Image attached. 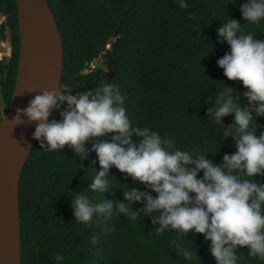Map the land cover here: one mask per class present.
<instances>
[{
	"label": "trees",
	"instance_id": "1",
	"mask_svg": "<svg viewBox=\"0 0 264 264\" xmlns=\"http://www.w3.org/2000/svg\"><path fill=\"white\" fill-rule=\"evenodd\" d=\"M48 2L62 35L63 90L76 92L114 83L125 97L124 107L134 125L150 127L190 152L218 149L207 155L214 163L235 151L232 137L222 135L232 115L222 117L217 125L207 109L225 86L232 87L233 96L246 105L240 81L228 80L216 64L228 51L226 43L217 41L216 29L228 18L241 22V33L264 39V18L256 23L243 20L239 10L243 0H186V8L179 7V0ZM0 13L5 15L0 40L8 31L11 44L10 55L0 59V100L6 112L19 55L15 0H0ZM63 107L52 111L49 119H60ZM255 120L259 135L264 117ZM99 168L94 151L80 161L67 145L46 151L35 142L19 179L20 264H215L209 242L201 234L184 236L170 229L158 233L159 225L152 223L156 214L141 213L134 221L116 215L113 208L108 220L103 213L87 224L73 220L71 198L76 192H88L93 170ZM106 179L107 191L90 194L95 202L115 205L123 200L127 186L145 190L114 167H109ZM254 179L264 182V176ZM131 207L142 208L143 202ZM177 245L196 255L185 260ZM58 254L62 260L55 259ZM237 254V264H264V259L248 257L246 247L238 248Z\"/></svg>",
	"mask_w": 264,
	"mask_h": 264
},
{
	"label": "clouds",
	"instance_id": "2",
	"mask_svg": "<svg viewBox=\"0 0 264 264\" xmlns=\"http://www.w3.org/2000/svg\"><path fill=\"white\" fill-rule=\"evenodd\" d=\"M178 4L187 7L186 0ZM239 10L243 20L256 23L264 18V0H243ZM240 28V21L228 18L216 29L217 41L228 45L216 64L228 80L240 81L246 98L242 106L233 96L234 89L225 86L207 109L217 125L224 116L233 118L222 135L232 137L235 151L223 154L220 163L207 158L218 149L190 152L175 147L172 138L150 127L134 125L124 107L125 97L114 83L76 92L42 90L26 107L15 110V124L21 122V116L37 122L31 135L40 149L59 151L67 145L80 161L89 151L95 152L100 168L93 170L88 192H76L71 198L73 220L87 224L99 213L108 220L113 208L116 215L134 221L141 213L156 214L152 223L159 225L155 228L158 233L170 229L184 236L201 234L209 242L215 264H237V250L245 247L248 257L264 259V182L254 179L264 176V130L256 134L255 120L264 117V39L254 38V33L243 34ZM61 105L60 119H49ZM87 144L91 147L86 148ZM109 167L139 182L145 190L127 186L123 200L115 205L112 201L95 202L90 194L108 190ZM140 202L143 207L133 210L131 205ZM177 249L188 261L195 253L179 245ZM55 259L63 256L58 254Z\"/></svg>",
	"mask_w": 264,
	"mask_h": 264
},
{
	"label": "water",
	"instance_id": "3",
	"mask_svg": "<svg viewBox=\"0 0 264 264\" xmlns=\"http://www.w3.org/2000/svg\"><path fill=\"white\" fill-rule=\"evenodd\" d=\"M15 3L18 64L8 108L0 119V264H20L19 179L36 142L31 133L37 122L21 116L15 124L12 117L42 90L61 88L64 58L62 35L48 0ZM14 252L16 261L11 259Z\"/></svg>",
	"mask_w": 264,
	"mask_h": 264
},
{
	"label": "rangeland",
	"instance_id": "4",
	"mask_svg": "<svg viewBox=\"0 0 264 264\" xmlns=\"http://www.w3.org/2000/svg\"><path fill=\"white\" fill-rule=\"evenodd\" d=\"M5 19V15L0 13V23ZM0 47L2 49H6L5 52L0 54V59L2 57H8L10 55L11 52V44H10V39H9V32L6 31L5 33V38L0 40ZM100 63V59L99 60H93L91 63V66H94L96 64ZM4 114V107H3V103L0 100V117H2V115Z\"/></svg>",
	"mask_w": 264,
	"mask_h": 264
},
{
	"label": "bare ground",
	"instance_id": "5",
	"mask_svg": "<svg viewBox=\"0 0 264 264\" xmlns=\"http://www.w3.org/2000/svg\"><path fill=\"white\" fill-rule=\"evenodd\" d=\"M5 51H6V49H2V48L0 47V54L3 53V52H5ZM14 256H15V252H14V253L12 254V256H11L12 261H16Z\"/></svg>",
	"mask_w": 264,
	"mask_h": 264
}]
</instances>
